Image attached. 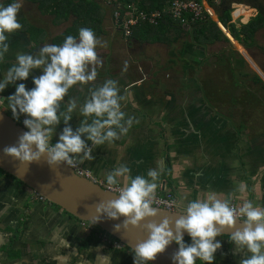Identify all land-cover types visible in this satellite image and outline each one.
<instances>
[{
  "label": "clouds",
  "instance_id": "obj_1",
  "mask_svg": "<svg viewBox=\"0 0 264 264\" xmlns=\"http://www.w3.org/2000/svg\"><path fill=\"white\" fill-rule=\"evenodd\" d=\"M21 7L22 0H13L7 6L0 5V62L9 51L8 36L22 28L17 18ZM98 47H106V42L98 38L91 28L81 27L77 36L67 35L61 44H44L35 54H16V62L0 80V92L9 84L27 80L35 69H40L42 74L33 77L35 87L31 90L24 83H19L15 93L7 97V108L15 119L22 114L27 117L23 124L29 131L19 136L18 145L4 148L5 155L26 166L39 162L46 155L49 166L66 163L76 168L95 159L92 154L94 147L112 143L127 134L136 120L121 110L125 97L113 79L89 87L82 104L78 97H71L66 107L61 109L73 86L90 85L96 81L97 67L102 64L96 50ZM77 111L82 119L74 131L69 121ZM61 122L65 126L58 142L52 144V137ZM82 137L91 142V147ZM130 173V168L121 164L106 174L108 188L118 195L115 199L98 203L92 221L99 220L100 215L109 219L123 216L122 225H114L115 231H120L121 228L127 230L130 225L139 227L146 218L158 216L159 208L153 205L157 199L160 170L149 169L146 177L137 175L133 178ZM121 179L123 185L116 187ZM236 191L244 192L245 186L239 185ZM179 213L181 215L174 220L165 216L159 222L151 219L143 225L147 239L138 241L132 249L134 264H148L155 260L157 254L163 253L173 241L179 246L172 256L174 264H196L197 259L212 264L214 253L221 247L216 237L225 229H235L230 241L237 250H246L239 264H264V207L251 200H243L237 205L233 203L232 193L225 196L208 191L202 197L189 201ZM238 220L243 221L241 227H236ZM185 232L191 237L190 244L184 242ZM3 242L0 237V243ZM60 246L71 247L66 239L61 240ZM74 253L58 254L53 259L57 264H68ZM110 260L108 255H97L95 264H110Z\"/></svg>",
  "mask_w": 264,
  "mask_h": 264
},
{
  "label": "crops",
  "instance_id": "obj_2",
  "mask_svg": "<svg viewBox=\"0 0 264 264\" xmlns=\"http://www.w3.org/2000/svg\"><path fill=\"white\" fill-rule=\"evenodd\" d=\"M233 6L232 8L235 10L236 7ZM206 8L211 7H208L206 3ZM239 13L242 12H236L235 17L232 18L233 24H236L237 21L245 24L244 22L250 17V14L247 13H242L244 16L237 17ZM253 13L256 12L253 11ZM252 18H254V14L246 24ZM27 24L37 34L32 37L29 32L22 34L15 31L8 36L9 51L5 54L4 60L0 62V80L16 62L17 53L35 54L36 52L31 53L34 48H31V42L39 44L43 42V31L33 27L29 22ZM34 51L37 49L34 48ZM41 74L40 69H35L27 80L9 84L0 92V97L3 98L1 106L12 114L11 110L7 108V97L15 93L16 85L19 83H24L28 90L34 88L33 77H38ZM103 81L98 76L96 81L90 85L77 84L73 86L65 97V101L62 102L61 109L66 107L67 100L71 97H78L79 103L82 104L88 93V88L101 84ZM117 82L120 84V81L117 80ZM119 88L121 95L125 97L121 110L127 116L135 117L136 122L120 139L93 148L92 154L95 159L81 164L93 178L104 182L106 174L121 164L130 168L133 178L137 175L146 177L149 169H159L160 176L157 181L156 193H173L183 208L189 201L202 197L208 191H215L225 196L232 193L233 202L237 205L243 200H251L254 204L264 207V140L254 137L253 141L259 139L258 143L247 145L248 143L245 142L246 151L242 147L241 152L238 153L235 145L241 133L235 135L236 129L229 125V121L215 117L214 113L216 112L211 111L212 106L210 107V105L212 104L206 99L201 98L202 100L196 102L193 98L191 102L187 103L183 95L175 96L172 95L173 93L167 92L170 91L169 86H150V88L148 86H119ZM196 89L198 88L196 87ZM198 90H195L196 93ZM159 92L162 95L160 98L158 97ZM181 93L187 95L186 88L183 87ZM19 118L22 120L27 117L22 114ZM81 119L82 117L78 116V111L73 113L69 124L74 131L79 126ZM64 126L63 122L57 126L56 133L51 140L52 144L58 142L59 134ZM229 126L230 130L227 129ZM82 139L86 140V137H82ZM86 142L91 147V142L87 140ZM123 182L121 179L118 186H122ZM241 184L245 186V191L242 193L236 191ZM16 202H26L25 204H29L27 207L30 208L31 215L30 218L27 217L24 224V235L28 234L39 240L43 232L50 234L52 231H61L62 236L59 239V235L53 237V246L47 245V251L44 254L41 253L40 256L33 255L34 249L28 255L23 254L22 258L25 259L24 256H27L28 259L21 260L22 262H8L6 254L0 252L1 264H42V255L47 257V264H53L57 263L53 256L58 254L75 251L71 256L77 255L78 248L75 244H70L71 237L68 232L81 234L84 227L69 220L60 210H52L45 202L37 200L30 190L16 186L11 180H0V213L3 211L7 225L8 223H17ZM10 227L8 225L9 229H11ZM13 230L15 231L14 228ZM52 233L55 235V232ZM63 239H66L71 245L69 250L62 251L60 247H57V245L60 246ZM0 249L3 251L2 246ZM100 249V246L96 248L89 246L84 250L86 253L82 251L78 259L83 261L87 258L91 264H95L96 256H103ZM119 251L115 250L114 254L116 253V255L114 256L120 261V264L123 262L129 264L128 260L134 264L130 256L123 252V254L119 253ZM244 257L245 253L237 251V255L228 261L239 264V261ZM237 258L238 260H236Z\"/></svg>",
  "mask_w": 264,
  "mask_h": 264
},
{
  "label": "rangeland",
  "instance_id": "obj_3",
  "mask_svg": "<svg viewBox=\"0 0 264 264\" xmlns=\"http://www.w3.org/2000/svg\"><path fill=\"white\" fill-rule=\"evenodd\" d=\"M111 1L116 2V0H101L97 3L104 14L100 24L103 34L101 36L97 35V37L106 42V47H98L96 49L102 61V66L97 67V72L100 71L97 77L100 76L102 81L107 79L118 80L120 81L118 86H148L149 88L150 86H169L170 91L167 92L173 93L172 95L175 96L183 95L187 103L191 102L193 98L196 102H199L198 100L201 98L206 99L212 104L210 105V107L212 106L210 109L216 112L214 113L215 117L226 119L227 122L229 121V125H232L236 129L235 135L241 133L235 145L238 153L241 152L242 147L246 151L245 147L249 143H258L259 139L253 141L254 137L264 140V89L260 84H255L253 80V75H255L264 85V25L255 33L253 42L247 43L248 47L232 38L228 29H224L221 25L220 27L223 32L225 31L228 42H217L212 46L204 48L195 46L189 54L182 57L180 52L184 49L185 44L192 42L191 36L187 37L186 34H183L171 45L141 44L132 39L125 38L118 33L115 23L111 20L113 15L112 9L111 6L107 5ZM249 1L253 5L262 7V12L264 13L263 2L260 0ZM12 2L13 0H0V5L7 6ZM29 4L31 3L28 0H22V7L17 18L18 20L25 19L33 27L43 31V42L41 44L31 42L30 44L31 48L37 49V51H34V48L32 49L31 53H34L38 52L39 48L44 44H56L55 40L71 27L73 19L69 17L61 25H54L52 21L53 17L47 11L39 10L37 5ZM207 5L211 7L209 3ZM246 7L256 13H253L252 10L240 9L235 11L233 9L231 15L234 14L235 17L236 12L250 14V17L253 14L254 17L257 15L256 9L247 5ZM211 8L214 12L210 13V19L218 23L215 8ZM125 9L127 12L135 9L134 13H137L136 7L128 6ZM242 13H239L237 17L239 15L244 16ZM249 18L244 22L245 24H242L240 21H237L236 24L231 22V24L241 32L243 26L247 25L246 23ZM182 27L187 32L191 28L188 23L183 24ZM37 46L38 48H36ZM201 60L203 61L199 62ZM183 87L186 88L187 95L181 93ZM195 90H198L197 93ZM155 93L157 94V91ZM161 96L159 92L158 97L160 98ZM2 109L13 117L3 106ZM15 120L18 123L22 121L21 118ZM227 129L230 130L231 127L229 126ZM245 142L248 144L244 147ZM25 203L20 202L15 205V208L18 210L16 214L17 223H8L11 229L8 228L5 222L3 211L0 213V237L3 238V243L5 244L0 243V247H4L1 253L4 252L7 261L11 263L27 260V256H24L25 259H23L22 255L25 253L28 255L32 249H38L39 254L40 252L45 253L48 249V244L44 246L36 245L38 238H33L28 234L24 235V224L31 215L30 208ZM13 228L15 231H12ZM90 228V226H87L88 230H93ZM96 231V234H102L100 231ZM52 232H55V235ZM52 232L53 237L59 235V239L62 236L61 231ZM76 234L68 232L69 237H71L69 239L71 245H76V239L72 238ZM218 240L220 242L221 240L227 242L221 238ZM101 241L103 240L95 242L92 244L94 246L91 247L96 248L97 246H101ZM11 245L12 247H10ZM57 247H60L62 251L69 250V247L62 248L59 245ZM100 248L101 253L103 247ZM6 249H9V251ZM225 250L228 253L227 256L231 255L233 250L236 253L233 255H237V251L240 252L235 245L234 249L225 247ZM15 252L19 257L10 258L8 256ZM122 252V250L119 251V253ZM243 253L246 255V250ZM101 254L103 256L108 255L109 257L112 255L110 248L105 249V252ZM78 258L74 261L75 264L79 262L84 264L85 261L89 262L87 258L83 259V261ZM225 258L230 261L229 257L225 256ZM227 260L223 257L221 259L215 257L213 262L217 264H230ZM128 262L132 264L131 261L128 260ZM74 263L70 262L69 264ZM113 263L120 264V261L115 259ZM89 264H91V261ZM122 264L125 263L123 262Z\"/></svg>",
  "mask_w": 264,
  "mask_h": 264
},
{
  "label": "trees",
  "instance_id": "obj_4",
  "mask_svg": "<svg viewBox=\"0 0 264 264\" xmlns=\"http://www.w3.org/2000/svg\"><path fill=\"white\" fill-rule=\"evenodd\" d=\"M31 4L37 5L39 10L47 11L53 17V24L59 25L71 17L73 19L72 25L68 28L61 37L57 38L56 44H61L67 35H78V30L81 27L91 28L95 35H102L103 32L100 28L101 21L103 19V11L97 3L101 0H28ZM105 1V0H103ZM176 0H116V2H108L107 5L111 6L112 12L120 14L119 21L127 13L126 7H136L137 16L142 13L146 16V19H138V23L135 27L131 28L130 39L141 44H163L171 45L183 34L187 37L191 36L192 42L184 45V49L180 52L182 57H185L195 47H207L212 46L217 42H228L225 33L219 27L217 22H214L206 14L204 21H196L194 23L189 22L190 30L187 32L182 27L181 20H175L171 14V7ZM179 1H195L201 4V0H179ZM264 3V0H260ZM211 7L215 8L218 16L219 24L224 29H228L232 38L239 41L242 45L247 46L248 42H253L255 33L264 25V13L262 7L253 5L249 0H220L219 4L214 3L213 0H208ZM236 5L237 10H251L247 6L253 7L257 10V15L245 26H243L241 32L231 24L232 22V6ZM245 5V6H239ZM264 6V5H262ZM159 14V17L153 20L152 16ZM191 18V17H190ZM189 18V19H190ZM190 21V20H189ZM21 23L22 28L17 30L18 33H30L32 37L36 36V32L25 22V20H18ZM29 30V31H28ZM243 36V38H242ZM248 47V46H247ZM173 55V54H172ZM255 84H260L264 89V85L261 83L258 77L253 75ZM5 175L0 171V175ZM7 176V174L5 175ZM10 177V176H7ZM69 216V215H68ZM71 218V216H69ZM228 242V248L233 243L230 241V237H226ZM92 238H88V243ZM186 244L191 243V238L184 239ZM128 250V249H127ZM196 264H203V261L197 259ZM215 264V263H213Z\"/></svg>",
  "mask_w": 264,
  "mask_h": 264
},
{
  "label": "water",
  "instance_id": "obj_5",
  "mask_svg": "<svg viewBox=\"0 0 264 264\" xmlns=\"http://www.w3.org/2000/svg\"><path fill=\"white\" fill-rule=\"evenodd\" d=\"M2 101L3 98L0 97V102ZM1 107L0 171L20 182L41 200L58 207L61 211L81 223H86L93 228L96 227L101 232L115 239L118 246L128 249L131 253H133L132 249L138 241L147 239V232L143 225L149 220L155 219L159 222L165 216L174 220L181 215L179 210L169 211L159 208L157 217L146 218L139 227L130 225L127 230L121 228L120 231H115L114 225H122L125 219L123 216L119 217V219H109L106 215H100L99 220L92 221L96 216V205L100 202H107L117 198V194L104 190L90 179L74 174V171L66 163L49 166L46 155L39 162H33L27 166L21 164L16 158L5 155L4 148L18 145L19 136L29 130L8 115ZM33 149L35 150L34 145ZM242 224L243 221L238 220L236 227H241ZM172 227L174 229V224ZM217 227L219 226L217 225ZM233 231L235 229H225L222 235L216 238L230 237ZM184 238L191 237L185 232ZM224 240L227 242L217 240L221 243V247L214 253V256L218 257V259H221V257L225 259V256L228 257L225 247H227L229 240L227 238H224ZM178 248L179 246L173 241L163 253L157 254L156 259L149 261L148 264H174L172 256L178 251Z\"/></svg>",
  "mask_w": 264,
  "mask_h": 264
},
{
  "label": "built area",
  "instance_id": "obj_6",
  "mask_svg": "<svg viewBox=\"0 0 264 264\" xmlns=\"http://www.w3.org/2000/svg\"><path fill=\"white\" fill-rule=\"evenodd\" d=\"M204 1V0H203ZM201 1L202 3L199 4L195 1H179L176 0L172 7H171V14L173 15L175 20H181L182 25L186 23H194L196 21H204L205 15L207 14L210 17V13L214 12L211 8H206V1ZM220 0H213L214 3H218ZM208 3V2H207ZM135 9H132L131 11L125 13V15L122 17L121 21H119L120 14L117 12H112V21L115 23V27L118 30V33L125 37L130 39L131 28L135 27L138 23V19L141 17L143 20L146 19V16L140 13L138 18H136L137 13H134ZM159 14H154L151 19V23H153V20L158 18ZM191 17V18H190ZM190 18V19H189ZM232 18H234V14L232 15ZM190 20V21H189ZM239 20V18H238ZM219 25V24H218ZM220 27V25H219ZM223 31V30H222ZM225 33V31H224ZM24 119H22L21 124H23ZM26 128V127H25ZM29 130V129H28ZM70 167V166H69ZM74 173L80 177H84L87 179H90L94 183L98 184L103 188L104 190L112 192L108 186L106 181H98L95 178H93L90 174V172L81 164L77 165L76 168L70 167ZM116 187H119L118 185ZM118 195V194H117ZM156 202L154 203V207L167 209L169 211H182L183 207H179L178 200L176 196L173 193H166V194H160L156 193ZM234 203V202H233ZM236 204V203H235Z\"/></svg>",
  "mask_w": 264,
  "mask_h": 264
},
{
  "label": "flooded vegetation",
  "instance_id": "obj_7",
  "mask_svg": "<svg viewBox=\"0 0 264 264\" xmlns=\"http://www.w3.org/2000/svg\"><path fill=\"white\" fill-rule=\"evenodd\" d=\"M23 20H25V19H23ZM26 22V21H25ZM27 23V22H26ZM1 107V106H0ZM2 108V107H1ZM6 175V174H5ZM5 175H0V180H11L12 182H13V184H15L16 186H18V187H21V188H26L24 185H22L20 182H18L17 180H15V179H13L12 177H7V176H5ZM26 189H28V188H26ZM29 190V189H28ZM31 191V190H30ZM32 192V191H31ZM33 193V192H32ZM34 194V193H33ZM34 196L35 197H37L35 194H34ZM37 200H40V201H43V202H45V204L47 205V206H50L51 208H52V210H56V211H58V210H60L58 207H56V206H52V205H50L48 202H46V201H44V200H41L40 198H38L37 197ZM26 205H29V204H26ZM179 207L180 208H182L181 206H180V204H179ZM61 211V210H60ZM63 214H65L66 216H67V214L66 213H64L63 211H61ZM68 217V216H67ZM69 218V220H72V221H75L76 222V224H78V225H81L82 227H84L83 228V233H78V234H76V236H72V238H75L76 239V247L78 248L77 249V252H76V254L77 255H75L74 257H72V256H70V260H69V262H68V264L70 263V262H73L74 263V261L77 259V257H79L80 256V254L82 253V251H84L87 247H91V246H94V245H92V244H94L95 242H98L99 240H103V241H101L100 242V244H102L100 247H103V249H102V252L104 253L105 252V249H109L110 248V250H111V260H110V264H114L113 263V261L116 259V257L114 256L115 254H114V251L115 250H122L123 252H124V254H126V255H128V256H130V259L134 262V254L133 253H131L129 250H127L126 248H123V247H120V246H118V243H117V241L115 240V239H113L112 237H110V236H108L107 234H105L104 232H101L99 229H97L96 227H91L93 230H88L87 229V226H89L88 224H86V223H81V222H79L78 220H76V219H74V218H70V217H68ZM90 228V229H91ZM96 230H98V231H100L102 234H96ZM92 238V240L90 241V242H88V243H84V241H88V238ZM224 238H226V237H224ZM224 238H222V239H224ZM53 239V236H52V234L50 233V234H46L45 232H43V234L42 235H40V239L39 240H37V242H36V245H41V246H44V245H46V244H48V245H52L53 246V243H54V240H52ZM184 239H186V238H184ZM217 240L218 239H220V238H216ZM114 240V241H113ZM113 241V242H112ZM107 245V246H106ZM229 245V244H228ZM227 245V246H228ZM10 247H12V245L10 246ZM3 249H4V247H3ZM229 249V248H228ZM230 249H234V244L232 245V247H230ZM7 251H9V249H6ZM0 252H2V250L0 249ZM69 253H71L70 251L69 252H67V253H63L64 255H67V254H69ZM40 254H41V252H40ZM40 254H39V250L38 249H34V252H33V255L36 257V256H40ZM42 254H44V253H42ZM230 254V253H229ZM234 254V250H233V252H232V254L231 255H229L228 257H229V259L231 260L232 259V257L234 256L233 255ZM10 258H14V257H19V256H17V254H16V252L15 253H11V254H9L8 255ZM41 258H43L42 259V264H47L48 263V259H47V257L45 256V255H42L41 256ZM40 258V259H41ZM225 260H227L226 258H225ZM228 261V260H227ZM85 262H87V261H85ZM229 262V261H228ZM213 263H215V262H213ZM212 263V264H213ZM230 263V262H229ZM53 264H57L56 262H54ZM75 264V263H74ZM77 264V263H76ZM78 264H82L81 262H79ZM122 264V263H121ZM203 264H206L204 261H203ZM215 264H217V263H215ZM230 264H233V262H231Z\"/></svg>",
  "mask_w": 264,
  "mask_h": 264
}]
</instances>
